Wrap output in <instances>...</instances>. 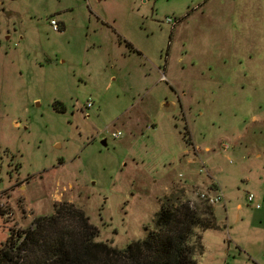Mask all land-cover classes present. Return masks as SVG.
<instances>
[{
	"label": "rangeland",
	"instance_id": "rangeland-1",
	"mask_svg": "<svg viewBox=\"0 0 264 264\" xmlns=\"http://www.w3.org/2000/svg\"><path fill=\"white\" fill-rule=\"evenodd\" d=\"M212 185L194 263L264 264V0H0V248L71 204L122 251Z\"/></svg>",
	"mask_w": 264,
	"mask_h": 264
},
{
	"label": "trees",
	"instance_id": "trees-1",
	"mask_svg": "<svg viewBox=\"0 0 264 264\" xmlns=\"http://www.w3.org/2000/svg\"><path fill=\"white\" fill-rule=\"evenodd\" d=\"M187 135L183 134L184 140ZM74 220L77 227L68 222ZM155 222L147 239L117 251L94 242L97 232L83 212L71 204L58 205L54 214L37 217L32 227L12 234L0 248V264H195L189 245L201 241L195 230L219 227L214 207L205 202L199 209L187 202L176 207L163 205Z\"/></svg>",
	"mask_w": 264,
	"mask_h": 264
},
{
	"label": "built area",
	"instance_id": "built-area-1",
	"mask_svg": "<svg viewBox=\"0 0 264 264\" xmlns=\"http://www.w3.org/2000/svg\"><path fill=\"white\" fill-rule=\"evenodd\" d=\"M167 21L172 23L169 19ZM50 26L51 29L55 32H58V29H60L59 22L56 19L50 21ZM84 107L86 110H88L90 109V107H92V104L90 102H87ZM120 136V132H118L117 134L113 133V139H117ZM200 199L210 206L222 205L225 201L224 195L222 194V190L218 187V185H212L210 190H207L206 192H203V194L200 195ZM246 200L247 203L251 204L256 210H259L261 208L260 204L257 202L253 194H248Z\"/></svg>",
	"mask_w": 264,
	"mask_h": 264
},
{
	"label": "water",
	"instance_id": "water-1",
	"mask_svg": "<svg viewBox=\"0 0 264 264\" xmlns=\"http://www.w3.org/2000/svg\"><path fill=\"white\" fill-rule=\"evenodd\" d=\"M105 142H103V144H104Z\"/></svg>",
	"mask_w": 264,
	"mask_h": 264
},
{
	"label": "crops",
	"instance_id": "crops-1",
	"mask_svg": "<svg viewBox=\"0 0 264 264\" xmlns=\"http://www.w3.org/2000/svg\"><path fill=\"white\" fill-rule=\"evenodd\" d=\"M191 148H193V147H191Z\"/></svg>",
	"mask_w": 264,
	"mask_h": 264
}]
</instances>
